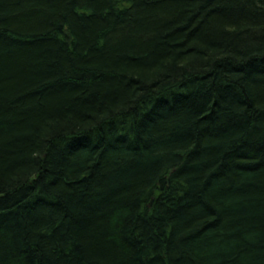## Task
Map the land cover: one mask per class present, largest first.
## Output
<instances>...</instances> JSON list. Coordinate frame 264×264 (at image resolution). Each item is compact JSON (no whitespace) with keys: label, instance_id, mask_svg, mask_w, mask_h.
<instances>
[{"label":"trees","instance_id":"1","mask_svg":"<svg viewBox=\"0 0 264 264\" xmlns=\"http://www.w3.org/2000/svg\"><path fill=\"white\" fill-rule=\"evenodd\" d=\"M0 264H264V0H0Z\"/></svg>","mask_w":264,"mask_h":264}]
</instances>
